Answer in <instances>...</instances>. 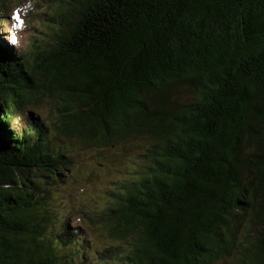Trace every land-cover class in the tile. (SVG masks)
Instances as JSON below:
<instances>
[{"label":"trees","instance_id":"obj_1","mask_svg":"<svg viewBox=\"0 0 264 264\" xmlns=\"http://www.w3.org/2000/svg\"><path fill=\"white\" fill-rule=\"evenodd\" d=\"M49 4L0 41V264H264V0ZM86 154L100 207L71 203Z\"/></svg>","mask_w":264,"mask_h":264},{"label":"rangeland","instance_id":"obj_2","mask_svg":"<svg viewBox=\"0 0 264 264\" xmlns=\"http://www.w3.org/2000/svg\"><path fill=\"white\" fill-rule=\"evenodd\" d=\"M50 0H14V10L7 16L11 20L8 24H0V41L4 48L12 51L30 50L31 44L36 41L38 37H43V33L49 31L47 24L50 22L51 12ZM17 14L20 17L16 19ZM22 22V23H21ZM15 36V41L10 37ZM189 95L186 90H179L176 92V97L184 100ZM48 97H43L32 108L47 109L52 103ZM34 111V110H32ZM86 154L81 157V170L85 168L90 170L91 175L86 170L69 182V187L75 192V197L72 196V204L80 207L81 203H87L88 206L100 207L103 204V196L105 188L109 185L111 180H115V168L108 165L106 168L103 165H97L94 161L88 160ZM114 163L119 166V162L114 160ZM86 205V204H85ZM218 264H223L220 261Z\"/></svg>","mask_w":264,"mask_h":264},{"label":"snow or ice","instance_id":"obj_3","mask_svg":"<svg viewBox=\"0 0 264 264\" xmlns=\"http://www.w3.org/2000/svg\"><path fill=\"white\" fill-rule=\"evenodd\" d=\"M16 19H17L18 21L20 20V17H19L18 14H17V16H16ZM21 23H22V22H21ZM10 39L13 40V41H15V36H11Z\"/></svg>","mask_w":264,"mask_h":264}]
</instances>
